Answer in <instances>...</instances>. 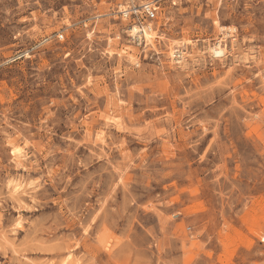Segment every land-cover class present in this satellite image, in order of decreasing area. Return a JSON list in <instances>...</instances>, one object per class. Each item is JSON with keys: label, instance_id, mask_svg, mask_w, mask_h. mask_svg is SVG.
<instances>
[{"label": "rangeland", "instance_id": "obj_1", "mask_svg": "<svg viewBox=\"0 0 264 264\" xmlns=\"http://www.w3.org/2000/svg\"><path fill=\"white\" fill-rule=\"evenodd\" d=\"M0 264H264V0H0Z\"/></svg>", "mask_w": 264, "mask_h": 264}, {"label": "bare ground", "instance_id": "obj_2", "mask_svg": "<svg viewBox=\"0 0 264 264\" xmlns=\"http://www.w3.org/2000/svg\"><path fill=\"white\" fill-rule=\"evenodd\" d=\"M133 31H134V34L140 32V31L137 30V28H135ZM215 47L216 48L212 49L213 56H215L216 58H222V57L226 56V48L221 47L219 44L216 45ZM19 187L20 186H16V188H17L16 190H19ZM16 195H17V193H16Z\"/></svg>", "mask_w": 264, "mask_h": 264}, {"label": "built area", "instance_id": "obj_3", "mask_svg": "<svg viewBox=\"0 0 264 264\" xmlns=\"http://www.w3.org/2000/svg\"><path fill=\"white\" fill-rule=\"evenodd\" d=\"M143 8H144V11H145V12L152 14V7H151L150 5L145 6V7H143Z\"/></svg>", "mask_w": 264, "mask_h": 264}]
</instances>
